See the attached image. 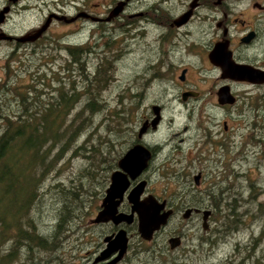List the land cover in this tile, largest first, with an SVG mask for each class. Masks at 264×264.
I'll use <instances>...</instances> for the list:
<instances>
[{
    "label": "rangeland",
    "instance_id": "374dc122",
    "mask_svg": "<svg viewBox=\"0 0 264 264\" xmlns=\"http://www.w3.org/2000/svg\"><path fill=\"white\" fill-rule=\"evenodd\" d=\"M6 1L0 0V10L3 9L1 6ZM82 1L78 0V2ZM88 1L95 15L106 17L109 9H112L121 0ZM187 1L189 0H130L124 12L111 22L90 23L83 29H80L79 25H67L54 20L42 38L36 41V45L22 43L17 52L18 55L22 54V51L30 53L35 48L37 52L31 53V62L34 68L42 64L41 70L46 71V78L49 79L53 72H59L60 76L63 75L62 68L69 58L68 53L63 49L65 45L88 47L91 52L83 54L81 57L82 62L83 58L86 61L84 63L86 71L90 73V76H93L97 68V70L103 69L102 64L108 70L111 68L113 77L109 86L102 91V98L109 102L108 109L120 107L122 104L126 110L132 111L129 121L130 136H128L130 141H136L142 118L150 114V104L158 100V93L161 90L158 82L150 79L151 71H147L146 66L155 60L154 37L166 33L167 27L160 28L155 24L153 18L167 23L171 18L169 16L181 12ZM57 2L58 0H18L6 21L1 25L2 31L21 36L37 29L45 22L48 12L56 11ZM77 4L79 5V3ZM68 5L66 9L71 14L75 11V5L70 2ZM195 35L197 36L196 33ZM14 46L15 42L0 40V77L5 76L4 65L7 61V54L14 49ZM19 57L21 56L19 55ZM193 61L190 60V62ZM11 65L21 68L27 66L22 61H11ZM193 65L196 66V69L192 70V75L201 77V69L198 68V65ZM14 77L17 83L29 80L28 76L21 77V79ZM76 80L79 84V78ZM201 88L204 87L200 86L199 89ZM238 89L239 93L250 90V88L241 86ZM44 91H48V89ZM176 93H179V90ZM142 94L143 96H140ZM263 94L264 89H258L251 96L249 95L250 98H245L241 104V107L244 108L243 117L237 119L236 114L230 118L225 114V111L217 109L212 100L207 101L204 107L202 104L186 106L177 100H171L165 105L160 127L153 134L143 138V141L149 144L161 143L160 158L171 155V145H180L182 149L179 152L183 163L184 156L189 152V149L186 148L188 141L185 140L179 144V138L173 137L172 134L181 133L182 137L188 135L197 137L196 134H201L198 124L204 128H215L221 131L223 128L221 120H226L229 126L228 130L231 131L228 134L230 147L226 151L222 146L221 164L217 167H214V164L211 165L210 162L217 160L219 154L213 151V146L208 145V142L199 155L211 165V170L219 171L221 176L224 172L229 171L230 176L225 180L221 176H216V172L210 183L213 182L215 188L230 185L227 194L235 199L241 197L247 202V204L239 206V211L242 212L248 207L254 216L243 217V222L240 223L237 231L234 229L228 234H224L226 229H222L223 225L216 223V219L220 215L219 212L209 218L205 230L202 228L201 216L192 215L190 218H183L180 213L170 219L152 240H142L143 242L137 233L135 221L133 224L125 226L131 236L128 255L130 261L124 264H252L256 258L264 257V118L261 115L257 116L256 108L258 106V113L264 111ZM165 97L168 99L167 96ZM204 98L209 99L208 96ZM209 114L214 118L209 117ZM213 121H215L214 124ZM185 125L190 126V132L186 135L183 133ZM220 138L223 139V137ZM217 139L213 135L210 137V140L216 141ZM69 162L71 164L67 165L59 175L54 174L46 180L41 187V192L50 189L53 194V186L56 183L68 184V177L72 169L81 164L76 159ZM181 167L180 164L168 163V173L165 175L172 174ZM177 181L174 176L157 179L150 184L149 188L157 194L168 196L174 194V191H180V188H176ZM85 192L89 194V190ZM55 196L50 197L49 194H46L43 197V202L40 203V207L43 205L40 212L35 213L34 221L41 233L50 232L46 222H49L53 217L52 213H56L58 208L57 204H53ZM101 197L93 205L95 209L93 212L91 204L95 199L87 201L86 211H89L90 214H84V221H76L69 226L71 228L66 232V239L61 250L46 254L50 258H55L53 264H86L87 260L91 256L93 257L89 253L103 243L104 236L111 230V225L108 223L93 224L90 221L99 209ZM190 199L191 197L185 194L181 201L184 203L194 202ZM258 207L261 208L262 213ZM218 229H222L219 234L217 233ZM170 236H180L181 238L180 245L175 249H170L167 243ZM151 250L153 253L150 258H154L153 262H149ZM144 258L147 259L146 263H143Z\"/></svg>",
    "mask_w": 264,
    "mask_h": 264
},
{
    "label": "trees",
    "instance_id": "16d2710c",
    "mask_svg": "<svg viewBox=\"0 0 264 264\" xmlns=\"http://www.w3.org/2000/svg\"><path fill=\"white\" fill-rule=\"evenodd\" d=\"M36 41L23 44L36 45ZM21 44L15 42L7 54L5 76L0 77V264H53L55 258L46 254L61 250L69 226L90 214L86 211L89 199H95L91 204L95 210L93 205L103 195L117 161L135 144L129 139L132 111L122 104L108 109L102 91L113 73L102 64L103 69L90 76L86 61H81L83 54L91 52L88 47L65 45L69 58L63 75L53 72L47 79L42 64L34 68L31 62L35 48L30 53L22 51L19 57ZM11 61L27 66L13 67ZM14 76L29 80L17 83ZM74 159L81 164L72 169L68 184L56 183L53 194L50 189L41 192L46 180L59 175ZM229 187H213L209 200L220 214L216 223L226 229L224 234L237 231L243 217L254 216L248 207L239 211L247 202L227 194ZM46 194L56 195L53 204L58 208L46 222L50 232L41 233L34 220ZM151 251L149 262L154 261ZM252 264H264V257Z\"/></svg>",
    "mask_w": 264,
    "mask_h": 264
},
{
    "label": "flooded vegetation",
    "instance_id": "af4514ba",
    "mask_svg": "<svg viewBox=\"0 0 264 264\" xmlns=\"http://www.w3.org/2000/svg\"><path fill=\"white\" fill-rule=\"evenodd\" d=\"M129 1L130 0H127L120 14L124 12ZM193 1L194 0L187 1L184 4L185 8L181 12L169 16L171 18L168 19L167 23H162L153 18L155 24L160 28H162V26L167 27L166 33L154 37L156 48L155 60L146 66L147 71H151L150 79L158 82V86L161 90L158 93V100L150 104V114L142 118V123L148 122L147 129L142 137L140 139L137 138L135 142L145 145L149 149L151 156L147 167L136 179L130 181L129 189L139 181L145 180V190L141 198L151 194L159 201L164 200V209L172 210L169 220L178 216L180 213L182 215L186 209H191L188 218L193 215L197 217L201 216L202 219L203 210H209L208 222L209 218L215 213V210L209 203V200L212 198L210 192L213 191L214 187L213 182L210 183V181L217 172V170H211L210 167L213 164L214 167L221 164V156L223 155L221 150L222 146H224L226 151L229 149L228 147H230L228 144V134L231 131L228 130L229 126L227 121L221 120L223 123L221 131L215 128H204L198 124L201 134H196L198 135L197 137H191V135L182 137L180 136L181 133L172 134L173 137L179 138V144H182L185 140L188 141L186 148L189 149L187 154L189 156H184L185 161H183V163L179 152L180 149H182L180 145H171V155L160 158L159 155L162 151L161 143L149 144L143 141V138L153 134L160 127L163 121L165 105L171 100H177L178 102L184 103L186 106L202 104L203 107L206 106L207 101L212 100L215 102L217 109L225 111V114L230 118H233V114H236V119L243 117L244 108L241 107L243 100L248 98L249 95L251 96L255 90L264 89V82H254L253 80L236 79L228 76L227 72L222 70L221 64L228 63V57L236 64L250 66L257 70L256 72H264V0H195L194 7L188 20L180 26L173 24L174 19L190 9V4ZM17 2L18 0H7L6 3L1 6L3 8L7 7L8 10L4 15V20L0 23V32L11 35L2 31L1 25L6 21L7 16ZM69 2L75 5V11L71 14L68 13L66 9V6H69ZM77 3H79V5ZM56 4V11L48 12V15L51 13L60 16L64 15L67 18H73V21L66 23L64 20H56L53 17L51 23L55 20L67 25H79L80 29H83L90 23H106L101 20L105 18L104 16L95 15L92 12L90 7L91 4L88 0H83L82 2H78V0H58ZM11 36L16 37L15 35ZM212 50H215L213 59L209 56ZM227 54H229V56H227ZM190 60L194 61L190 62ZM193 64L198 65V68L201 69V77L192 75V70L196 69V66L194 67ZM200 86L204 88L199 89ZM239 86L242 88H250V90L239 93ZM177 90H179V93H176ZM220 94L224 95L226 98H220ZM140 96H143V94ZM165 96H167L169 100L166 99ZM206 96H208L209 99H205L204 97ZM154 106H159L161 117L157 127L152 129L149 122L154 117ZM256 108L257 116L261 115V117L264 118V111L258 113V106ZM202 111L204 112V110ZM208 116L214 118L211 114ZM214 122L215 121H213V124ZM216 125L219 126L218 123H216ZM189 132L190 126L185 125L183 133L186 135ZM212 135L218 139L216 141L210 140ZM220 137H223V139ZM207 142L208 145L213 146V151L219 154L217 160L210 162L211 165L206 162L204 157L199 155ZM126 151L127 149L124 153ZM171 162L180 164L182 167L172 174L165 175L168 173L167 164ZM209 168L210 170H208ZM115 169H117V163L114 170ZM154 175L155 178H153ZM171 176H174L175 179L178 180L176 182V188H180L179 192L177 190L174 191V194L164 196L150 190L149 186L154 180L170 178ZM216 176H221L219 171ZM229 176V171H226L221 178L225 180L229 178ZM105 189L103 196L105 194ZM129 189L125 192L118 206L119 211H130V204L126 199ZM185 194H188V196L191 197L190 201L194 202H182L181 199ZM195 209L199 210L195 211ZM135 221L134 219L131 224ZM108 224L111 225V230L105 236L113 234L119 228L124 227L130 238V232L125 227L127 224H120L118 226L113 225L111 222H108ZM157 232L154 233L153 238ZM104 246V242L96 246L95 249L89 253L92 254L93 257L91 256L86 264H97L94 262V259ZM129 250L130 243L128 241L125 254L116 264L128 263L130 260L128 256ZM114 255L115 254H113L112 257Z\"/></svg>",
    "mask_w": 264,
    "mask_h": 264
},
{
    "label": "water",
    "instance_id": "95a60500",
    "mask_svg": "<svg viewBox=\"0 0 264 264\" xmlns=\"http://www.w3.org/2000/svg\"><path fill=\"white\" fill-rule=\"evenodd\" d=\"M127 0H121L110 9L108 15L101 19L105 22H110L117 17L123 10ZM195 0L190 4V9L185 13L174 19L173 24L180 26L185 23L191 15V11L194 7ZM8 8L4 7L0 10V23L4 20V14ZM64 20L69 23L73 21V18H67L64 15H57L51 13L47 16L45 22L37 29L27 32L24 35L12 37L3 32H0V40L15 41L19 43L34 42L38 40L43 33L48 29L51 19ZM215 50L209 54L213 59ZM229 53V52H228ZM229 56V54H227ZM228 63L221 64V68L224 72H227L228 76L236 79L253 80L254 82H264V72H256L257 70L247 65L236 64L230 58ZM222 96V97H221ZM220 98H226L220 94ZM227 100V99H226ZM231 101V100H230ZM154 117L149 122L152 129L157 127L160 121L159 106L153 107ZM148 126V122L142 123L137 132V138L140 139L145 133ZM151 153L149 149L142 143H135L123 154V156L117 162V169L111 172L108 186L105 189V194L99 204L100 208L96 212L95 216L90 220L93 224H103L111 222L113 225L118 226L120 224H131L134 219L137 223V232L141 239L150 241L153 238L155 232L161 230L169 220L172 210L164 209L165 201H159L153 195H147L141 198L145 190L146 181H139L132 188L130 187V181L136 179L141 172L147 167ZM128 191L126 199L130 204V211L123 212L118 210L125 192ZM199 209H195L198 211ZM191 209H186L182 214L183 218H188ZM209 210H203L202 214V228L207 229V218ZM129 237L124 227L119 228L115 233L107 235L103 238L105 246L99 254L95 257L94 262L97 264H116L122 259L128 246ZM170 249L177 248L181 243L180 236H170L167 239ZM115 254L113 257L112 255Z\"/></svg>",
    "mask_w": 264,
    "mask_h": 264
},
{
    "label": "bare ground",
    "instance_id": "6f19581e",
    "mask_svg": "<svg viewBox=\"0 0 264 264\" xmlns=\"http://www.w3.org/2000/svg\"><path fill=\"white\" fill-rule=\"evenodd\" d=\"M43 36V35H42ZM42 38V37H41Z\"/></svg>",
    "mask_w": 264,
    "mask_h": 264
}]
</instances>
